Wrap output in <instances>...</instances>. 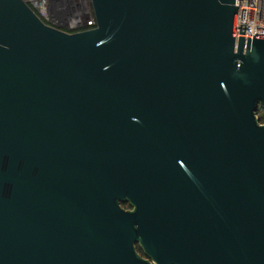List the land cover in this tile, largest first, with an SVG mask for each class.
<instances>
[{
    "label": "water",
    "instance_id": "obj_1",
    "mask_svg": "<svg viewBox=\"0 0 264 264\" xmlns=\"http://www.w3.org/2000/svg\"><path fill=\"white\" fill-rule=\"evenodd\" d=\"M89 1L68 32L0 0V264H264V36L235 51L234 0Z\"/></svg>",
    "mask_w": 264,
    "mask_h": 264
},
{
    "label": "built area",
    "instance_id": "obj_2",
    "mask_svg": "<svg viewBox=\"0 0 264 264\" xmlns=\"http://www.w3.org/2000/svg\"><path fill=\"white\" fill-rule=\"evenodd\" d=\"M45 23L74 32L95 26L89 0H23ZM237 7L235 51L246 47L247 34L264 36V0H234Z\"/></svg>",
    "mask_w": 264,
    "mask_h": 264
},
{
    "label": "trees",
    "instance_id": "obj_3",
    "mask_svg": "<svg viewBox=\"0 0 264 264\" xmlns=\"http://www.w3.org/2000/svg\"><path fill=\"white\" fill-rule=\"evenodd\" d=\"M256 115H257L258 118H259V122H260V123H264V111L258 110V111L256 112ZM122 206H123L124 208H127V207H128V204L123 203ZM139 249H140V248H139Z\"/></svg>",
    "mask_w": 264,
    "mask_h": 264
},
{
    "label": "flooded vegetation",
    "instance_id": "obj_4",
    "mask_svg": "<svg viewBox=\"0 0 264 264\" xmlns=\"http://www.w3.org/2000/svg\"><path fill=\"white\" fill-rule=\"evenodd\" d=\"M126 209H132V208H131L130 206H128ZM139 248H140V247L138 246V244H136V249H137L138 253H139L143 258H146V259H148V261L151 262V259L147 258V257L144 255V253L142 252V250L139 249Z\"/></svg>",
    "mask_w": 264,
    "mask_h": 264
}]
</instances>
